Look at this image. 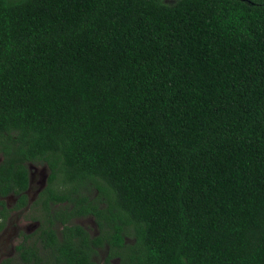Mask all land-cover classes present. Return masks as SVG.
Masks as SVG:
<instances>
[{"label":"trees","instance_id":"16d2710c","mask_svg":"<svg viewBox=\"0 0 264 264\" xmlns=\"http://www.w3.org/2000/svg\"><path fill=\"white\" fill-rule=\"evenodd\" d=\"M249 1L0 0L2 193L41 163L106 203L86 212L136 240L123 264H264V0ZM72 229L62 255L90 264Z\"/></svg>","mask_w":264,"mask_h":264},{"label":"flooded vegetation","instance_id":"af4514ba","mask_svg":"<svg viewBox=\"0 0 264 264\" xmlns=\"http://www.w3.org/2000/svg\"><path fill=\"white\" fill-rule=\"evenodd\" d=\"M259 1L262 0L251 3L260 5ZM3 159L0 155V165ZM27 169V185L18 183L13 176L6 195L2 193L0 177V264H76L62 255L65 243L82 241L72 229L75 226L89 237L87 251L92 264L130 262L128 246H134L136 240L127 235L126 229L118 234L119 227L114 225L115 231L110 227L101 230L95 216L86 212L97 204L103 212L107 209L106 203L96 202L95 189L92 203H86L81 195L91 193L77 183L68 186L61 176H52L47 165L31 163Z\"/></svg>","mask_w":264,"mask_h":264},{"label":"rangeland","instance_id":"374dc122","mask_svg":"<svg viewBox=\"0 0 264 264\" xmlns=\"http://www.w3.org/2000/svg\"><path fill=\"white\" fill-rule=\"evenodd\" d=\"M167 4H173L177 0H164Z\"/></svg>","mask_w":264,"mask_h":264},{"label":"water","instance_id":"95a60500","mask_svg":"<svg viewBox=\"0 0 264 264\" xmlns=\"http://www.w3.org/2000/svg\"><path fill=\"white\" fill-rule=\"evenodd\" d=\"M242 1H247V0H242Z\"/></svg>","mask_w":264,"mask_h":264}]
</instances>
